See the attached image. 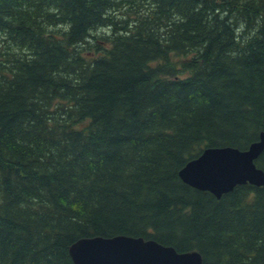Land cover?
<instances>
[{
  "label": "trees",
  "instance_id": "obj_1",
  "mask_svg": "<svg viewBox=\"0 0 264 264\" xmlns=\"http://www.w3.org/2000/svg\"><path fill=\"white\" fill-rule=\"evenodd\" d=\"M261 132L264 0H0V264L117 235L264 264V185L179 176Z\"/></svg>",
  "mask_w": 264,
  "mask_h": 264
},
{
  "label": "water",
  "instance_id": "obj_2",
  "mask_svg": "<svg viewBox=\"0 0 264 264\" xmlns=\"http://www.w3.org/2000/svg\"><path fill=\"white\" fill-rule=\"evenodd\" d=\"M264 150L260 139L241 150L235 147H208L179 172L192 187L209 191L218 198L242 184L264 185V170L256 160ZM74 264H203L199 251L178 252L154 239L117 235L84 237L69 248Z\"/></svg>",
  "mask_w": 264,
  "mask_h": 264
}]
</instances>
